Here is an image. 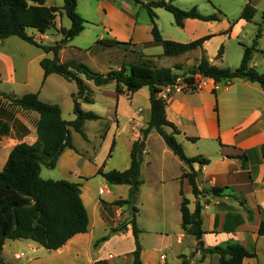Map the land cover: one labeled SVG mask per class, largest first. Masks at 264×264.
Segmentation results:
<instances>
[{
    "label": "crops",
    "instance_id": "obj_1",
    "mask_svg": "<svg viewBox=\"0 0 264 264\" xmlns=\"http://www.w3.org/2000/svg\"><path fill=\"white\" fill-rule=\"evenodd\" d=\"M221 1H223L221 3L233 5L235 9L238 7L237 16L230 17L225 10H222L221 4H217L223 11H221L223 15L219 21L186 18L183 26L179 27L174 24L173 19L176 29L163 28L158 25L162 38L186 43L208 36L209 38L203 43V50L209 60L218 66L237 67L242 57L243 47L252 43L259 20L262 24L264 23V0ZM62 4L63 1L60 5L55 0L46 1L47 6L60 7ZM245 4L255 9L251 21L239 18ZM199 7L203 14L217 13L215 7L210 10L211 8L206 3L200 4ZM76 9H78V0ZM141 9L144 8L133 4L131 0H98L93 7L95 22L101 26L98 39L110 38L130 42L133 46H137L144 55L156 57L155 62L159 67H173L176 64L181 65V68L191 67L200 57L201 50L196 49L178 56H169L171 59H165L161 56V46L152 43V24L147 12L146 14L140 13ZM159 10V8L154 9L158 18ZM83 11L84 16L85 14L91 15L88 14L89 10ZM64 18L66 15L63 11L57 13L58 26L68 28L70 24L68 26L64 24ZM258 26L264 29V24ZM48 32L49 30L44 34L35 32L34 35L36 39L44 43ZM61 37L60 34H56L54 41H59ZM14 38L16 37H7L0 42V85L9 86L7 89L0 86V91L14 97L36 93L40 100L58 104L62 119L72 121L75 118L73 95L77 93L76 84L57 74L44 76L39 61L43 57L52 58L53 55L39 48L40 52L34 57L33 63L32 60L26 61L25 70L17 75L15 57L11 54L10 48L4 46L17 42ZM230 41L237 42V57L231 64H226L225 48ZM68 45L62 50L67 49ZM220 46H222V54L216 57ZM69 48L78 50L74 46ZM257 49L264 51V32L258 38ZM256 54L253 52L250 65L262 72L260 63L264 62V57L262 56L261 61L258 62ZM59 59L60 61L66 60L62 56ZM89 59H92L91 56ZM89 61L94 65L97 64L96 59ZM31 67L35 68L34 74L30 72ZM111 68L118 69L119 66ZM111 68L109 67V70ZM107 71L98 70L100 73ZM85 84L92 91L93 103L81 102V108L95 112L101 117L100 119L105 117L112 122V124L106 123V127L99 129L100 134L102 133L99 135L101 136V149L106 148L103 152L104 156L97 158L94 149L90 152L84 149V142L87 144L90 142L84 128L91 120H86L82 127L86 138L70 128V138L74 149L64 148L55 166L50 168L52 172L44 171V178L42 177L44 165H41L39 175L43 179H64L81 184L80 196L88 214V229L85 233L72 236L63 246L55 250H48L31 239L6 238L0 250V257L6 263L95 264L99 261L102 264H121V262L132 264L131 252L135 245L131 227L126 222L132 215L126 205L111 204L117 199H126L129 186L109 184L97 174V170L100 166L104 171L125 170L129 167L131 146L140 137L139 130L142 128V123L138 121L144 116L149 119L150 116L149 90L147 87H142L133 93L117 95L113 81L96 86L91 80H85ZM94 92L104 99V105L100 110L95 106ZM159 96L166 100V119L179 131L175 134V138L182 145L185 155L209 159L207 164L195 163L193 165L196 171L197 188L205 191L211 187H226V191L223 196L203 192L198 197H194L187 178H181L182 171H189V168L173 154L161 136L152 130L144 141L142 154L145 155L142 157L140 169L142 184L136 201L138 199L141 202V193L145 188L147 193L154 191L157 194L168 190L171 195L169 203L174 219L170 224L171 228L162 224L161 228L157 229L154 217L147 226L136 223L141 231L139 241L142 264H167L166 255L159 253L156 248L164 240H168V245H177V250L174 252L176 264H218L217 254L202 256L200 250L196 249L195 237L182 230L180 191L189 200L190 211L194 210L196 203L201 206L203 248L209 249L216 245L237 242L255 254L253 257H245L242 264H264V235L257 233L260 221L264 220V91L258 83L241 78L215 83L210 78L196 75L195 90L190 91L184 84L178 82L173 86L163 87ZM140 98H143L146 103L144 108L140 106ZM64 113L67 114V118ZM37 119L38 114L34 111L15 110L11 112L6 110L2 113L0 111V129L7 126L6 134H0V171L14 145L21 142L33 144L36 141L35 123ZM122 119H124V124L121 125ZM128 124L132 127H127ZM165 130L170 132L171 128H165ZM75 134L82 136L81 146L76 144ZM189 137L196 139L190 141ZM150 138L156 141L158 150L149 152L147 145ZM112 144L113 147L108 156ZM53 175L58 176L53 177ZM93 179L98 182L97 190L90 187ZM229 194L244 197L245 206L252 211L250 220L247 219L245 211L237 200ZM102 195H107L108 198L103 200ZM150 201L152 205L157 204L162 209L165 207L161 198L150 199ZM227 213H240L245 218L244 223L232 232L223 231L222 225ZM121 221H125L124 229L112 232L107 240L94 245L96 239L107 234L110 228L118 226ZM145 234L151 236L152 243L149 246L143 244ZM124 243L128 244L126 248Z\"/></svg>",
    "mask_w": 264,
    "mask_h": 264
},
{
    "label": "trees",
    "instance_id": "obj_2",
    "mask_svg": "<svg viewBox=\"0 0 264 264\" xmlns=\"http://www.w3.org/2000/svg\"><path fill=\"white\" fill-rule=\"evenodd\" d=\"M47 0H0V42L11 36L18 37L24 42L33 45L43 52L52 53V58L43 57L39 65L44 76L57 74L68 81H73L77 86V93L73 95L72 121H65L61 117V109L58 104H50L38 98L36 93H27L21 97H12L0 91V98L8 100L9 111H34L38 114L35 123L37 139L33 144L24 142L13 146L7 160L0 171V250L6 238L31 239L48 250H55L63 246L72 236L85 233L88 229L89 219L86 208L81 200V184L64 179H43L39 175L40 166L53 168L64 148L74 149L70 128L79 132L84 138L82 127L86 120H96L101 117L93 111H85L81 108V102L93 103L92 91L85 84V80H91L96 86H102L109 82H115L114 90L117 95L133 93L142 87L149 90L150 116L140 132V137L132 143L130 150V165L125 170L104 171L100 166L97 174L101 175L109 184H126L129 186L128 197L117 199L111 204L116 206H129L131 219L128 224L134 239L135 248L131 252L132 264H142L140 260L141 244L139 241L140 229L135 222L137 208L134 206L140 185L142 184L140 169L142 152L147 135L153 130L161 136L167 147L189 168L182 171L181 178H187L194 197L204 193L214 196H223L226 187H211L200 191L197 188L193 168L195 163L207 164L208 158L201 156L187 157L182 145L176 140L175 134L179 133L176 127L166 119V100L159 96L163 87L178 83L183 77L186 88L190 91L196 89V75L210 78L215 83L225 80L241 78L258 83L264 91V71L259 72L250 65L253 52L257 49L261 27L257 31L249 46L243 47L240 63L235 68L223 67L213 64L203 50V43L209 37L204 36L186 43L163 39L156 23L155 8H163L170 12L176 26L182 27L186 18H196L203 21L216 20L222 17L221 11L213 14H203L195 6L189 9H181L173 3V0H131L135 5L144 8L152 24V43L162 48L161 56H178L192 50L200 49L201 55L196 62L187 68V76L179 75L174 69H181V65L173 67L157 66L156 57L144 55L142 52L132 51L136 55L128 63H122L118 69H110L106 73L93 70L87 64L75 59L60 61L58 53L85 27L87 22L77 12V0H62V6H47ZM63 11L70 21V26H60L58 33L61 39L52 45L42 43L35 38L34 33L44 34L54 28L57 13ZM255 9L245 4L239 14V18L251 21ZM117 47L126 49L133 46L130 42H121L115 39H97L93 47ZM80 50V49H78ZM264 57V51H261ZM222 54V46L219 47L216 57ZM215 93V90H213ZM0 106H4L0 104ZM165 128H171L167 132ZM7 126L1 127L0 134H6ZM190 141L196 138L189 137ZM113 144L109 149L108 156ZM180 201L181 228L195 237L196 249L201 255L217 254L218 264H242L245 257H253L255 254L246 250L237 242L225 245H216L205 249L202 246L201 236V206L196 203L193 211L188 208L189 200L183 195ZM243 208L247 219L252 218V211L245 206L242 195L229 194ZM245 218L240 213H227L224 217L222 230L234 231L244 223ZM217 220L215 221V225ZM125 228V224L110 228L109 232L96 239L94 245L107 240L112 232ZM257 233L264 235V220H261ZM0 264H9L0 257ZM95 264H102L96 262Z\"/></svg>",
    "mask_w": 264,
    "mask_h": 264
},
{
    "label": "rangeland",
    "instance_id": "obj_3",
    "mask_svg": "<svg viewBox=\"0 0 264 264\" xmlns=\"http://www.w3.org/2000/svg\"><path fill=\"white\" fill-rule=\"evenodd\" d=\"M98 0H78V9H76V12L81 16H84V11L83 10H89L91 15H86L84 16L83 19H85L87 22L85 23V27L84 29L77 35L75 36L67 45L70 46H74L77 47L80 50H73L72 48H67V49H61L58 53L59 58L62 56V58H66V60L68 59H75L77 61H81L84 62L85 64H87L89 67H91L93 70H101V71H107V69L109 70V67H114V66H120L122 63H128L131 60H133V58L136 57L135 54L132 53V51L135 52H139V48L137 46H128L126 49L124 48H117V47H103V46H95L94 49H90V47H93V45L95 44L96 40L98 39V36L101 33V26L99 24H97L95 22V17H94V11H93V7L94 5L97 3ZM147 1V0H144ZM231 1V0H229ZM235 2L238 0H234ZM56 3H58V5H60L62 3V0H55ZM223 1L221 0H173V3L178 6L181 9H189L193 6H195L199 11H200V4H207L209 8H211L210 10H212V7H215V11H222L225 10V12H227V14H229V16L233 17V16H237L238 14V7L235 9V7L233 5H229L228 3H221ZM225 2V1H224ZM217 4H221L222 6V10L217 6ZM202 6V5H201ZM140 8V7H139ZM159 13L160 16L159 18L157 17V26H163V28H169V29H176L174 24H173V16L170 12L164 10L163 8H159ZM201 12V11H200ZM223 12V11H222ZM143 14H146V11L144 9H141V12ZM260 13H259V17H260ZM93 23H91V22ZM259 20V23L256 25V29H255V33L257 31L258 25H263L262 21ZM63 23L66 24L67 26L70 24L69 19L66 17L63 19ZM54 28L50 29L49 32L46 34L45 38H44V44L47 45H52L55 41V35L56 34H60L58 33V22H57V16L55 18V22H54ZM158 26V27H159ZM262 27V26H261ZM264 32V29L261 28V33ZM61 35V34H60ZM35 36V35H34ZM16 39L17 42H12L11 44H5L4 46L9 47L11 54L15 57V63H16V70L18 73H16L17 75H19V73H22L23 70H25V66H26V61L28 60H32L33 63V59L34 57L40 52V50L30 44L25 43L24 41L20 40L19 38H14ZM38 40V39H37ZM39 41H41L39 39ZM66 45V46H67ZM65 46V47H66ZM237 42L236 41H230L229 44H227L226 48H225V62L226 64H231L232 62L235 61L236 57H237ZM87 51V52H86ZM255 53H257L256 55V59L258 62L261 61V57L263 56L262 52L258 49H256L254 51ZM89 56H91L92 59H96L97 60V64L94 65L93 63H90L92 59H89ZM165 57V59H171L169 56H163ZM65 61V60H64ZM89 61V62H88ZM88 62V63H87ZM261 64V69L262 71H264V62L260 63ZM35 67V66H34ZM34 67H31V74H34ZM38 67V66H37ZM112 69V68H111ZM187 68H181V69H174L175 72L179 73V75L182 76H187ZM259 71V70H258ZM183 77L181 79L178 80V82L180 84H184L183 82ZM185 85V84H184ZM2 88L7 89L9 88L8 85H0ZM186 87V85H185ZM10 95V94H9ZM12 96V95H10ZM93 96L96 97V102H95V106L96 108H102L104 105V99L102 98L101 95H99L97 92L93 93ZM14 97V96H12ZM141 99V103L140 106L142 108H144V106H146V103L144 101L143 98ZM0 104L4 105V106H0V111L2 113V111H6L9 109L10 106H8V100L4 99V98H0ZM11 108V107H10ZM145 111V110H144ZM3 115L1 114V117ZM65 118H67V114L64 113ZM124 119L121 120V125L124 124ZM148 119H146V116L143 117V119L139 120V123H142V127H144L147 123ZM112 124L111 121H108L105 117H103L100 120H91L88 122V124L85 126L84 131L87 134V136L90 138V142L89 144H87L86 142H84V149H86L87 151L90 152V150L92 151V149L95 150L96 152V157L99 158L103 155V152L106 151V148H102L101 149V135L99 129L101 127H106L107 124ZM120 125V126H121ZM129 126L127 127H132L130 126V124H128ZM134 125V124H133ZM73 130V129H72ZM155 135H157L155 133ZM75 134V142L78 146H81V144L83 143V139L82 136H78V138H76ZM122 137V136H121ZM120 137V138H121ZM123 138V137H122ZM124 142V139H122ZM120 143V141H119ZM83 146V145H82ZM91 147V148H90ZM148 150L149 152H153V150H158V145L156 143V141L152 138H150V140L148 141ZM145 154H142V157ZM102 158V157H101ZM44 171H49L52 172V170H50V168L43 166L42 168V177L44 178L45 174ZM53 172H57L56 170H53ZM56 177L58 175H53V177ZM41 177V178H42ZM90 187L93 190H97L98 188V182L97 180H91L90 182ZM146 189V188H145ZM143 190L141 193V202L140 200L137 199V201H135L134 206H137V209L139 211H137V213H135V222L138 223L139 225H145L147 226V224H150L152 222V218L154 217V222L157 224V229L161 228L162 224H166L168 227L171 228L170 224L172 223L174 217L172 214V209L170 208V203H169V198L171 197L170 193L168 190H166L163 193H155L150 192L147 193V190ZM150 195V198H148V196ZM117 196V195H116ZM108 198L107 195H102V199L106 200ZM118 198V197H117ZM162 199L164 201V205L165 207L162 209L160 206H157V204L152 205L150 199ZM142 203V205L140 204ZM129 208L130 211V207L127 206ZM152 210V211H151ZM131 214V212H130ZM129 219H131L129 217ZM128 219V220H129ZM128 220H126V222H128ZM125 221H121V223L119 225H123ZM137 225V224H136ZM127 242V241H126ZM152 243L151 241V236L145 234L143 236V244H145V246H149ZM128 244L124 243V247L126 248ZM177 245H168V240H164L162 241L157 248V251L159 253H163L164 255H166V262L167 264H176V256L174 255V252L177 250ZM264 260V259H263ZM121 264H128L127 262H121Z\"/></svg>",
    "mask_w": 264,
    "mask_h": 264
},
{
    "label": "built area",
    "instance_id": "obj_4",
    "mask_svg": "<svg viewBox=\"0 0 264 264\" xmlns=\"http://www.w3.org/2000/svg\"><path fill=\"white\" fill-rule=\"evenodd\" d=\"M173 86V85H172ZM166 87H169V86H166ZM162 258L164 257L163 255L161 256Z\"/></svg>",
    "mask_w": 264,
    "mask_h": 264
}]
</instances>
